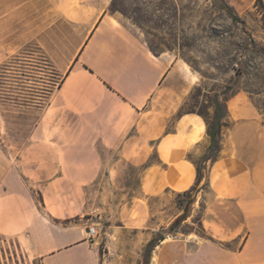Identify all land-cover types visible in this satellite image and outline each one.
Returning <instances> with one entry per match:
<instances>
[{
  "label": "crops",
  "instance_id": "1",
  "mask_svg": "<svg viewBox=\"0 0 264 264\" xmlns=\"http://www.w3.org/2000/svg\"><path fill=\"white\" fill-rule=\"evenodd\" d=\"M227 1L240 9L255 0ZM30 43L60 84L35 107L18 166L0 145V234L40 264H100L80 218L93 213L86 187L97 183L93 202L104 197L106 166L109 179L144 166L137 200L196 185V164L211 146L206 120L184 110L197 77L174 53L155 52L112 0H0V67ZM225 104L221 148L194 212L204 234L182 225L150 264H264V123L244 91ZM138 208L121 228L148 223Z\"/></svg>",
  "mask_w": 264,
  "mask_h": 264
},
{
  "label": "rangeland",
  "instance_id": "2",
  "mask_svg": "<svg viewBox=\"0 0 264 264\" xmlns=\"http://www.w3.org/2000/svg\"><path fill=\"white\" fill-rule=\"evenodd\" d=\"M242 5L238 9L227 0H112V9L138 26L155 52L174 53L197 77L185 111L204 114L212 122L216 99L226 117V101L244 91L258 107L264 123V10L258 0ZM59 84L60 77L33 43L0 67V145L14 165L18 166L39 118L35 107ZM99 149L108 161L112 155L101 146ZM108 167L104 170V197L99 194L93 202L97 183L86 187L88 212L92 209L93 213L80 219L98 226L99 237L93 243L100 264H142L148 240L172 222L187 197L164 192L137 200L141 197L139 175L144 166H125L114 179H109ZM25 181L39 199L38 187ZM135 204L138 211L143 206L150 214L148 223L136 229L121 228L123 218L130 215ZM98 207L106 209L95 211ZM185 224L184 232L204 234L195 213ZM0 264L40 263L24 244L0 234Z\"/></svg>",
  "mask_w": 264,
  "mask_h": 264
},
{
  "label": "trees",
  "instance_id": "3",
  "mask_svg": "<svg viewBox=\"0 0 264 264\" xmlns=\"http://www.w3.org/2000/svg\"><path fill=\"white\" fill-rule=\"evenodd\" d=\"M261 4L263 10H264V4L263 0H258ZM221 103L218 99L215 101V115L212 122L208 120V118L204 114H200L207 122L208 125V135L211 139V146L209 154L204 158L202 164H196L197 174H198V180L197 183H200L203 177V169H206V166L204 165L208 161H214L219 154L220 148H221V134L223 126L225 125L223 120L225 118V115L223 114V110L221 107ZM190 113L194 111H189ZM195 185V186H196ZM195 186L192 187L190 190L184 193L186 197H189L191 192L195 189ZM166 237L159 232L158 235L153 237L146 245L144 256H143V262L142 264H150L151 263V257L153 251L156 249V247L160 244L161 241H163Z\"/></svg>",
  "mask_w": 264,
  "mask_h": 264
},
{
  "label": "water",
  "instance_id": "4",
  "mask_svg": "<svg viewBox=\"0 0 264 264\" xmlns=\"http://www.w3.org/2000/svg\"><path fill=\"white\" fill-rule=\"evenodd\" d=\"M209 162V161H208ZM204 165L206 169H203V177L200 183L195 186V189L191 192L189 197H187V201L181 210V212L172 220V222L165 228H163L160 232L165 237H180L183 234L178 231V229L193 218L194 212L198 207L199 197L201 195V191L207 185V163Z\"/></svg>",
  "mask_w": 264,
  "mask_h": 264
},
{
  "label": "built area",
  "instance_id": "5",
  "mask_svg": "<svg viewBox=\"0 0 264 264\" xmlns=\"http://www.w3.org/2000/svg\"><path fill=\"white\" fill-rule=\"evenodd\" d=\"M99 237V229H98V226L97 225H90L88 228H87V231H86V240L89 242V243H93L96 241V239Z\"/></svg>",
  "mask_w": 264,
  "mask_h": 264
}]
</instances>
